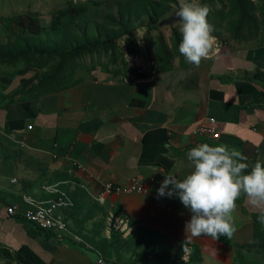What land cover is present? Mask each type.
I'll list each match as a JSON object with an SVG mask.
<instances>
[{
	"label": "crops",
	"instance_id": "obj_1",
	"mask_svg": "<svg viewBox=\"0 0 264 264\" xmlns=\"http://www.w3.org/2000/svg\"><path fill=\"white\" fill-rule=\"evenodd\" d=\"M218 45L198 67L173 63L138 79L88 76L77 68L56 82L35 83L33 91L21 86L17 68L0 65V248L15 256L13 263L97 264L100 255L79 243L81 233L89 237L106 215L107 222L127 220L129 228L132 220L159 234V251L138 264H191L197 247L198 264H241L234 261V245L254 240L251 214L260 215L259 209L247 204L244 214L236 203L232 237L194 238L185 229L191 213L178 197L157 195L166 176L183 179L191 172L186 154L204 141L228 145L246 160L264 164V87L256 78L264 73V45ZM210 118L219 139L194 136ZM91 176L124 189L136 179L143 192L111 196L99 205L82 187L100 190V181ZM57 183L74 196L72 207L59 209L69 231L63 239L21 215L28 208L24 195L46 200L51 196L42 186ZM15 205L20 213L9 215L8 207ZM104 235L109 239L111 233ZM243 259L264 264L255 252H244Z\"/></svg>",
	"mask_w": 264,
	"mask_h": 264
},
{
	"label": "rangeland",
	"instance_id": "obj_2",
	"mask_svg": "<svg viewBox=\"0 0 264 264\" xmlns=\"http://www.w3.org/2000/svg\"><path fill=\"white\" fill-rule=\"evenodd\" d=\"M255 5L258 0H250ZM201 4H206L211 11L208 16L209 23L213 26V36L216 37L218 44H227L234 42L233 34L235 26L232 27L231 20L225 14L227 6L230 5L229 0H198ZM180 0H0V16H18L21 14H36L41 27V33L37 38L29 42L33 51L34 64L38 66L37 71L41 74L50 73L54 70L57 64H62V70L59 73L58 79L68 77L78 70L85 75L95 74L103 78H107L108 74L118 75L119 79L128 76L132 78L149 77L157 72L165 61L161 55L155 50L156 39L159 36H164L166 41L173 48V57L168 59L170 63H181L182 56L175 46L173 40L172 29L176 28L180 31L181 21L174 26H159L153 24L150 17L152 13H162L161 19L170 16L179 7ZM69 6H84L86 14L84 18H80L76 23H71L70 17L62 15L60 19L63 23V29L55 33L51 30L50 23L52 14L55 12H64ZM144 6V9L136 14V9ZM130 8L129 27L133 31L128 35H124L118 39H111L114 34H117L122 28L118 25L117 19L128 17V9ZM253 14L257 13L254 11ZM263 29V28H262ZM259 30L258 35H254L243 43L257 41L261 39ZM244 34H248V29L243 30ZM131 38V39H130ZM114 41L108 43L104 48H93L89 51L80 53L75 58L64 60L61 62V57L56 53H65L68 50H75L85 44H94L96 42ZM17 41L14 38H9L6 34L0 33V46L7 50H12V46L16 45ZM264 45V44H262ZM6 67H12L4 65ZM103 73V75H101ZM106 73V74H104ZM248 205H250L247 202ZM106 215H103L101 223L94 225L90 231L89 237H83L84 242L79 244L88 245L94 252L98 253L104 264H138L146 263L151 255L159 251L155 245L147 246L145 242H138L133 226L122 230L117 228L118 224L114 219L109 218L107 222ZM111 221V222H110ZM105 231L110 235L111 231H115L121 237L117 241L115 249L111 250V260L104 256L99 248L105 243L109 245L110 238L107 239L104 235ZM248 230V235H250ZM72 236L68 237L71 240L76 239ZM128 237V239H125ZM156 241V237H152ZM73 241V240H72ZM241 241V240H237ZM244 241V240H242ZM107 245V246H108ZM162 263H165L163 260ZM0 264H15L8 261L0 254ZM174 264L179 262L174 261ZM249 264H254L250 262ZM257 264V263H255Z\"/></svg>",
	"mask_w": 264,
	"mask_h": 264
},
{
	"label": "clouds",
	"instance_id": "obj_3",
	"mask_svg": "<svg viewBox=\"0 0 264 264\" xmlns=\"http://www.w3.org/2000/svg\"><path fill=\"white\" fill-rule=\"evenodd\" d=\"M210 7L198 0H180L176 16L181 21L179 53L199 66L219 50L214 28L208 21ZM192 170L183 179L166 176L157 189L158 197L177 196L190 213L185 229L192 237L230 238L236 231V201L245 196L260 210L264 224V164L257 161L249 170L246 157L225 144L202 143L187 152Z\"/></svg>",
	"mask_w": 264,
	"mask_h": 264
},
{
	"label": "trees",
	"instance_id": "obj_4",
	"mask_svg": "<svg viewBox=\"0 0 264 264\" xmlns=\"http://www.w3.org/2000/svg\"><path fill=\"white\" fill-rule=\"evenodd\" d=\"M258 1V4L255 5L254 2L250 0H229L230 5L226 7L227 12L225 14H227L229 19L231 20L232 27L235 26L236 29L235 33L233 34V39L235 40L234 42L247 41L250 38H253L254 35H258L259 30L263 28L262 33H260L261 39L256 41L258 42L259 46H263L262 44H264V0ZM143 9L144 6H140L138 9L135 10L136 14L141 12ZM254 11H256L257 16L256 14H253ZM85 14L86 8L84 6H69L64 12H55L52 14L51 18V30L55 33H58L59 30L63 29V23L60 19L62 15H67L68 17H70L71 23L74 24L80 18L83 19ZM129 15L130 8L128 9V17L124 16L122 17V19H117L118 25L122 28V30L119 31L117 34H114L111 39H118L126 34L129 35L133 31V29L129 27V24L131 23ZM161 16L162 13L158 12L152 13L150 15V17L154 21L153 24L157 27V21L160 22L162 20L161 19L159 21ZM246 29H248V34L243 33V30ZM0 33L6 34L9 38H14L17 41L16 45L12 46V50H7L3 46H0V65L5 64L17 68L16 75L18 77H22L21 86L23 88L28 89L29 91H33L34 89H36V87L33 86L35 83H37L38 87L39 85H43L51 81L56 82L58 80L59 73L62 70L61 63L57 64L54 67V70H52L50 73L39 75L37 71L38 66L34 64V60L30 59L33 56V51L29 42L32 41V39L37 38L41 33V27L39 25L38 17L36 14H21L18 16L0 17ZM172 34L175 46L178 51V46L182 39V34L176 28L172 29ZM107 45L108 42H106V40H103L102 42H96L94 44L88 43L82 45L79 48H76L75 50H68L64 54L58 52H50L49 54L51 55L53 53H56V55L61 57V62H64V60L67 61L71 58L77 57L82 52L89 51L93 48H104ZM155 50L165 60L160 69H171L173 63H170L168 59L173 57V48H171L170 44L166 41L164 36H159L156 39ZM181 63L186 66V63L188 64V61L185 59V57H183ZM31 72H35V76L31 79H26L25 77ZM256 78L260 80L262 86L264 87V73L259 72L256 75ZM15 95L26 96L27 93L17 91ZM204 142L208 143L209 145L215 146V142ZM243 162L248 164L250 170L255 165L256 160H246ZM69 193L72 197V193ZM73 198L74 196L72 197V201ZM246 200L247 198L242 195L241 198L236 201V203L240 206L241 212L244 214H247L248 211L245 207L247 206ZM117 213L118 210L115 211V214ZM251 217L254 225V240L250 243L234 245V247L236 248L234 261L241 264L249 263L248 261H245L243 259L244 252H255L262 258H264V224H261L259 222V214H251ZM130 225H135V221L131 220ZM135 235L137 237L138 242H145L147 246H151L153 244L155 245V247L158 248L162 246L159 241H156L154 238H152L153 236L160 237L157 232H153L142 227H137V229L135 230ZM120 237L121 236L118 233H116L115 231H111V241L109 245L105 243V245L99 248L102 252H104V256L107 259L111 260V250L115 249L117 241L120 240ZM180 245L181 248L184 249L186 243L180 242ZM199 252L200 251L198 247L196 249L193 248L192 256L189 261L191 264H198L200 256ZM0 254L8 261L17 263L15 256L8 250L0 248Z\"/></svg>",
	"mask_w": 264,
	"mask_h": 264
},
{
	"label": "built area",
	"instance_id": "obj_5",
	"mask_svg": "<svg viewBox=\"0 0 264 264\" xmlns=\"http://www.w3.org/2000/svg\"><path fill=\"white\" fill-rule=\"evenodd\" d=\"M31 129V127H29ZM193 135L198 138H208L211 140L219 139V132L216 127L215 119L210 118L206 123L201 125L193 132ZM93 179L100 181V190L97 193H93L90 187L83 185L88 195L99 205H103L106 200L111 196H119L122 194L130 193H142L143 188L139 186V182L136 179L131 181V184L126 189L119 185L112 184V182L103 181L99 176H91ZM43 193L50 195L46 200L35 198L31 195H24L23 200L28 205V208L24 212H21L23 219L32 224L35 228L43 231L53 232L57 239H63L69 234L67 222L65 217L60 214V208H70L73 206V201L68 195L65 189L61 187V184L43 185ZM7 212L9 215H17L20 213V208L15 205L8 207ZM118 226L122 230L128 228V221L116 220ZM97 264H104L101 257Z\"/></svg>",
	"mask_w": 264,
	"mask_h": 264
},
{
	"label": "water",
	"instance_id": "obj_6",
	"mask_svg": "<svg viewBox=\"0 0 264 264\" xmlns=\"http://www.w3.org/2000/svg\"><path fill=\"white\" fill-rule=\"evenodd\" d=\"M178 10V9H177ZM177 10H175L170 16L162 19L159 22V26H174L179 22V18L176 16V12ZM108 43H113L114 41H106Z\"/></svg>",
	"mask_w": 264,
	"mask_h": 264
},
{
	"label": "bare ground",
	"instance_id": "obj_7",
	"mask_svg": "<svg viewBox=\"0 0 264 264\" xmlns=\"http://www.w3.org/2000/svg\"><path fill=\"white\" fill-rule=\"evenodd\" d=\"M100 257V256H99ZM99 260V259H98Z\"/></svg>",
	"mask_w": 264,
	"mask_h": 264
}]
</instances>
